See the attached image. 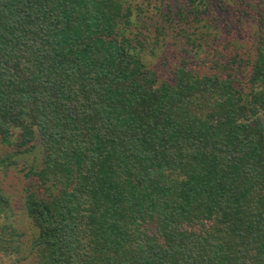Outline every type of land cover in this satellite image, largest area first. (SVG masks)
<instances>
[{
  "label": "trees",
  "instance_id": "trees-1",
  "mask_svg": "<svg viewBox=\"0 0 264 264\" xmlns=\"http://www.w3.org/2000/svg\"><path fill=\"white\" fill-rule=\"evenodd\" d=\"M212 4L155 0V42L230 51L161 72L140 3L0 0V259L264 264V15L238 8L260 24L249 55Z\"/></svg>",
  "mask_w": 264,
  "mask_h": 264
},
{
  "label": "rangeland",
  "instance_id": "rangeland-1",
  "mask_svg": "<svg viewBox=\"0 0 264 264\" xmlns=\"http://www.w3.org/2000/svg\"><path fill=\"white\" fill-rule=\"evenodd\" d=\"M206 3H210L216 7L217 9V15L221 16L224 21V25H222V29H224L225 33L229 34L226 37H230L234 44L237 46L238 50L245 51L249 55H255V52L257 50L258 43L255 38V31H257V26L260 25L259 21L253 17L252 19L243 18L242 12L239 11V7L241 4L244 5L246 3L245 1L239 0L241 2H238V0H211L210 2L207 0H204ZM259 4H257V0H251V7L252 9L256 10L258 13H262L264 15V0H258ZM244 2V3H242ZM134 4H142L143 9L146 13V21L147 25L149 26L148 33L151 35L152 38V46H155V49L153 52L147 50L144 53V58L147 64L152 67L156 68L159 66L158 71L163 72L164 69H167L168 66L164 67V64L167 63L168 65L171 64H177L179 62H185L190 63V61L193 63V65H196L198 68L202 65L201 59L203 57H206L205 49H207L209 46L205 44L206 42H210V48H218L221 53L227 54L230 56L229 49H226L224 46V39H221L220 42H215L212 37H204V39L201 40V43L203 44V48L199 50V52L194 53V51L191 53L186 52V48H191V46L187 45L186 39L179 34L180 28H166V31L168 34H162L159 36V39L156 41L155 36V25L161 23V17L159 14H156V10L154 9L155 0H133ZM152 3V4H151ZM220 3H222L220 5ZM205 4L202 6L204 7ZM203 23H206L203 21ZM191 30V28H188ZM229 30V31H228ZM205 31V29L203 30ZM223 60L228 62L229 58L227 57ZM213 57V53L211 55ZM215 57V56H214ZM188 60V61H186ZM190 60V61H189ZM164 67V69H163ZM160 72V73H161ZM251 70L246 69L242 72V81L243 84L247 82L249 78ZM4 148L0 144V154L4 152ZM23 175V174H22ZM2 181L6 188L9 189L10 193L13 195V200L21 201L23 199V189L28 185V180L24 177L23 179H20L15 172H9L8 175L4 176L2 175ZM25 194V193H24ZM19 220V227H22L23 229H26V225H28V222L25 220L26 216L24 214H20L17 217ZM26 226V227H24ZM17 258H21V263L17 262ZM32 263V257L30 256L29 252H22L19 254V257H13V258H2L0 259V264H31Z\"/></svg>",
  "mask_w": 264,
  "mask_h": 264
}]
</instances>
